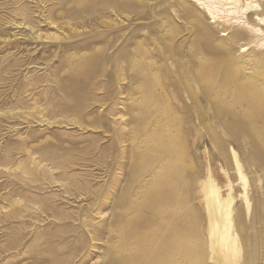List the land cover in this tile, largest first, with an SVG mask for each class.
Here are the masks:
<instances>
[{
  "label": "rangeland",
  "instance_id": "rangeland-1",
  "mask_svg": "<svg viewBox=\"0 0 264 264\" xmlns=\"http://www.w3.org/2000/svg\"><path fill=\"white\" fill-rule=\"evenodd\" d=\"M234 32L185 0H0V264H264V51Z\"/></svg>",
  "mask_w": 264,
  "mask_h": 264
},
{
  "label": "bare ground",
  "instance_id": "bare-ground-1",
  "mask_svg": "<svg viewBox=\"0 0 264 264\" xmlns=\"http://www.w3.org/2000/svg\"><path fill=\"white\" fill-rule=\"evenodd\" d=\"M185 1L191 3L192 5L198 6L200 10H203L209 17L212 18L213 23H218L221 20V21L225 22L227 25H229L230 27H233L235 29V32L231 35V38L235 44L238 43V41L242 37L251 36L253 39L252 42L256 45V47L261 49V51H264V9L261 8V6L257 4V2H254L253 0H185ZM24 25H25V23H24ZM223 36L229 37L230 33H223L222 37ZM227 46L228 45H226V47ZM252 59H257V58H252ZM246 64H248V63H246ZM250 66H252V65H250ZM252 96H253L252 94L247 92L246 96H244V100L249 103V99H251ZM250 103L253 104V107L256 106V103L254 102V100H250ZM258 112L262 116L264 114V107H261V109H259ZM230 130L234 136L239 135L242 137V136L246 135V133H245L246 130L238 129L236 131V129H234L232 127L230 128ZM236 157L237 156L235 155V159H236ZM33 164H34L35 168L39 170V167H41L42 163L35 162L33 160ZM238 167H240V166H238ZM241 168H242V165H241ZM53 170H55V169H53ZM209 173H210V171H209ZM240 176H242V175H240ZM229 180H230V178H229ZM243 180H244V182H246L245 178H243ZM246 180H248V179H246ZM168 186L169 185H167V187ZM244 188H246V187H244ZM203 190L205 193V199H206L207 205L213 209L212 215L214 214V217L211 216V222H210V226H211V232L210 233H211V235H213V238H215V240L221 241V243L225 246L226 249L231 248V247L239 248L237 235L233 231L234 227H235L234 223H233V219H232L233 199L234 198H232L231 194H229V193H228L229 194L228 197L224 198L222 196L221 191H220L219 187L217 186L216 182L211 178H209V180L206 183L204 182ZM66 193H67V191H66ZM160 194H161V192H160ZM245 197H247V195H245ZM23 218H24V215H21V216L15 215L16 221H20ZM170 236H171V233H170ZM125 243H126V241H125ZM236 250H235V252H236ZM223 251H225L224 252V255H225L226 250L223 249ZM233 251H231V252H233ZM220 252H222V251L220 250ZM235 252H233V254ZM239 252H240V250H239ZM228 254L229 253H226V255H228ZM236 254H237V252H236ZM235 255L233 257H235ZM223 257H225V256H223ZM236 258H234V259H236ZM230 260H231V258H230ZM235 263H236V261H235Z\"/></svg>",
  "mask_w": 264,
  "mask_h": 264
}]
</instances>
